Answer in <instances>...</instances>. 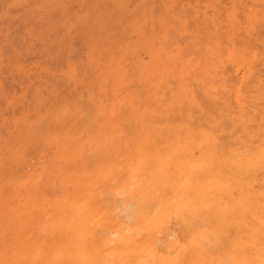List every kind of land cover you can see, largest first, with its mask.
<instances>
[{"label":"bare ground","instance_id":"bare-ground-1","mask_svg":"<svg viewBox=\"0 0 264 264\" xmlns=\"http://www.w3.org/2000/svg\"><path fill=\"white\" fill-rule=\"evenodd\" d=\"M77 1L92 7L83 16L76 12L81 22L92 20L85 23L83 35L91 37L84 58H70L77 79L66 86L78 98L72 96L71 110L65 99L53 110L51 102L47 114L66 108L73 123L85 120L91 132L83 131L94 136L50 132L53 173L47 164L20 168L29 165L26 150L38 152V139L49 140L43 138L52 129L36 139L37 123L26 121L14 144L3 148V137L0 264H32L48 253L60 254L57 261L68 254L72 264H180L223 249L243 264H264V36L247 33L243 24L259 20V11L231 0L237 6L227 16L236 22L225 24L228 5L220 11L217 4L193 25L188 16L196 8L189 15L185 6L175 11V0H159L158 9L154 0ZM76 18L71 21L81 29ZM67 23L61 28L68 30ZM242 29L252 39L238 44ZM50 82L46 89L59 97L58 80ZM70 120L63 121L74 126ZM56 185L60 198L51 204L47 194L57 192ZM47 186L53 188L45 194Z\"/></svg>","mask_w":264,"mask_h":264},{"label":"rangeland","instance_id":"rangeland-1","mask_svg":"<svg viewBox=\"0 0 264 264\" xmlns=\"http://www.w3.org/2000/svg\"><path fill=\"white\" fill-rule=\"evenodd\" d=\"M146 1H148V0H143V2H146ZM158 1L159 0H154V2H155L154 7L156 9H158L160 7V2H158ZM226 1H227V3H226ZM211 2H212L211 0H175V2L173 4V8L175 11H179V10H181L182 6H185L184 7L185 11L188 12V15H189L190 8L195 7L196 8V9H194L195 12L191 13L193 15V16L191 15L192 18H191V16H188V18H190L191 23L193 25H194V23L196 25L198 20L201 23V20L203 19V16H204L203 14L209 15L208 12H211L210 15H212L214 12H216L215 10H217L218 8H219V10L222 8L224 9V5L229 6V7L225 6L226 9L224 10V13H223V15L225 14L224 16L226 19L223 18L224 16H222V18L224 20L223 22L225 24H226L228 19L230 21H234V22L237 21L236 19L227 16L228 12H230L232 9L230 7H233L234 5L237 6L236 3H238V5H240V6L242 4L241 8H243V9H244V7L249 6V7H253L256 12H257V10L259 12H260V10H261V12H264V0H261V1L260 0H258V1L248 0V2H247V0H244L243 2L238 1L233 5L230 3V2H232L231 0H229V1L228 0H213L212 3L215 4V6L213 5V7L210 6V5H212ZM218 2H220V3H218ZM261 2H262V4H261ZM56 3L58 4L59 8L62 10L65 9L66 6L69 7L68 9L66 8V11L63 10L65 13H63L61 15V17H58V14L60 15V13H62V11H60V9L56 8V7H58ZM75 3L77 4L78 1L77 0L76 1L75 0H63L61 2V0H0V142L2 141V139L4 137L3 140L6 141V143L4 141H2L5 143L2 145V147L4 148L6 146V144H8L9 142H12V138L15 136V139H14V143H15L17 141V139L20 137L19 134H21V132H23L21 130L24 129L23 128L24 126L22 128H21V126L24 123H26V121H29L30 125L34 124V123H32L33 121H35V124L37 123L38 127L36 126V128H39V131H37V129H36V132H39V134H37V133L35 134L36 139L39 138V137H37V135H39L41 138L47 134L46 136H48V137L43 138V140L48 139L50 137L49 140L43 141L42 144L40 142L42 140V138L40 140L38 139V143L35 144L37 149H39L38 152H35L33 150V147L32 148L30 147L33 150L32 153H31L30 148H29L30 152L28 150H26L25 156H26L27 161L29 162L30 166L21 164L22 167H20V168H26L28 170H31L33 168H35V169L38 168V170H39V169H41V167L44 164H47L49 170L52 173L57 170V167H56L57 157L55 154L56 151H55V146H54L55 144L50 141L51 138L54 137L52 134H55V136H56L57 132H58V134L60 133L59 131H61V133L64 132V134H65V132L67 133V129H68L69 130L68 133L70 135L66 136V137H69V138H77L80 135H83V133L85 135V136L83 135L84 136L83 138H87V136H90L88 138H91L92 136H94L92 133H91L92 135H90L88 133L91 131L87 127V124H85V120L82 123L81 118H80L81 121L79 122V118L74 117V119H76L75 123L76 124H77V122H78V124L80 123V126H78V125L73 123L72 117L74 116V114H73V116H70L69 115L70 113H67V111L69 112V110L73 109L72 105L70 108L68 103L69 102L72 103L71 101H73L74 98L75 99L78 98L77 93H74L73 88H71L72 86L70 87L71 91L69 88H67V86L69 84L70 85L72 84L70 82H73L74 80L77 79L76 78L77 68L74 67L75 71H76V72H74V70L71 68L72 65H70V58L72 59V55H73V58H75V59L77 58V60L80 56H82L80 58H84L83 54L85 55L86 50L84 51L83 49L86 47V41L91 37V35H90L91 32H88L89 35H87L85 38L84 36L87 33L84 30L86 28H88L89 25H92L91 19L88 22H84V23L78 19V17L81 15L83 16L85 12H87L86 14L91 13L90 11L92 10V7L90 6L91 4L89 3V1L85 2L86 4L84 3V5L81 3L82 6L80 5V7L76 6ZM221 3H224V4H221ZM66 4H68V5H66ZM134 4H135V2H134ZM217 4L219 5V7ZM243 4H244V7H243ZM77 7H79V8H77ZM241 8H239V6H238L239 10L238 9L237 10L240 11ZM56 9H58L60 11V13L57 12L58 13L57 14ZM209 9H212V10L214 9V10L212 11ZM68 10H69V12H68ZM80 10L82 13L83 12L84 13L83 14L81 13V15H79L76 18L77 13L79 14ZM227 10H228V12H227ZM259 12H257L258 13L257 18L259 19V17H260L261 20L260 19L256 20L255 23L253 22L254 20L249 21L250 23L246 20L245 22H243V24L246 25L245 29H247V33H248V31L249 32L251 31V33L253 32L252 34L255 35V33L259 32L261 36H264V34H263L264 33V16H263V14H261V16H263V19H262V17L259 15ZM195 13H197V14L195 15ZM238 13H240V12H238ZM43 15L45 17H48V16L52 17L53 18L52 20H51V18H49L47 20V21H51L52 23L47 22L46 20H45L46 22H44V19H46V18H43L42 17ZM63 15H65L67 18ZM74 15H75V17H74ZM201 16H202V19H201ZM215 16L217 17L216 14L214 15V17ZM68 17H69L70 21H71V19L73 20L74 18H76L78 22H81L80 26L83 29L81 28L82 29L81 30L77 26L76 23L74 24L73 21H71L72 24H71V26H69L70 28L68 30H67L66 25H64L66 27L63 26L61 28L60 25L67 23ZM198 17L200 19H198ZM216 17L214 18L215 22L217 21ZM222 18H220V19H222ZM239 18L241 19L242 17H239ZM58 19H60V20L62 19V21H60ZM53 20L54 21L57 20V22L55 21L56 23L54 22L56 24L55 28H57L56 26H58V30H56V31H55V29L54 30L51 29L52 26L54 25ZM64 20H66V22ZM229 20H228V23H230ZM193 21H194V23H193ZM199 21H198V24H200ZM220 21H217V23H219ZM42 22L46 23V25L51 23V26H49L50 24L47 25V27L49 29H46V30H48L49 32H47L46 35H45L46 30L43 31V29H44L43 27H45L46 25L43 26ZM71 22H69V24ZM75 22H76V20H75ZM60 23H62V24H60ZM85 23H87L89 25L87 26V24H85ZM69 24L67 23V25H69ZM210 25H212V24L210 23ZM222 25H224V24H222ZM250 25H251V27H250ZM254 25H256V28H254L255 27ZM259 26H261V29H263V31L260 30ZM41 27H42V29L40 30ZM247 27L252 28V29H248ZM53 28H54V26H53ZM245 29H242V31L240 30L235 35V38L237 40H239V42H237V40H234L236 43L239 44L242 41H249L252 39L249 37V35H251V34L250 33L246 34V32L244 31ZM78 30L80 32H82V31L83 32L82 33L79 32L80 35L76 34L77 33L76 31H78ZM83 33H85V35H83ZM239 34H241V35H239ZM242 35H244V36L242 37ZM87 37H88V39H87ZM244 37H246V38H244ZM68 41H71L72 42L71 44H73V45H70L71 49H69ZM62 43H64V44L62 45ZM65 45H67L68 48L64 47ZM62 46H63V48H62ZM261 50H260V53L262 54V56H260V62L262 63V65L264 67V57H263V55H264L263 51L264 50L263 51H261ZM262 57H263V59H262ZM75 59H74V62H78ZM261 63H260V66H261ZM73 66H75V65H73ZM263 67H259L260 73L262 74V77H264V72H261V68H262V70L264 69ZM50 71L51 72L53 71L52 76L49 75ZM70 72L72 74H69ZM47 74H48V76H46ZM49 76H51V77H49ZM46 77H49V78H46ZM51 78H52V80H50ZM57 80H58V84L56 83ZM50 81L55 82L57 84L58 88L60 86L62 87V89H58V92L59 91L61 92V93L59 92L60 94H58L59 97L57 95H52L51 92L49 90H47L49 88L47 87L48 85H46V83H51ZM61 84L64 87L66 86V84H67V86L64 88ZM42 88L45 89V90H43L45 92L47 90L46 94H48V96L46 94H44L45 92H43L41 90ZM63 90H65V91H63ZM39 92H41V93H39ZM71 93L73 95H71V97H69ZM66 94H68L69 96ZM49 95L51 97H49ZM72 96L74 98H72ZM63 99H65V100H63ZM62 100L65 102L68 101L66 104V105H68V107H66V108H69V110H66V108H64L63 110H65L66 111L65 112V111H62V109L56 108L55 111L48 110L50 113L48 112V114H47V109L49 108L48 105L51 104V102L55 104V106H53L54 104L49 105L50 107L52 106L50 109L53 110L56 107V104L59 105V103L60 104L63 103ZM65 102L63 104H65ZM263 102L261 105L264 107ZM36 103H38L37 106H36ZM207 103L208 102H206V104ZM38 106H39V108H38ZM41 108H43V109H41ZM263 110H264V108H263ZM63 112H65V113H63ZM73 112L75 113V111H73ZM52 113H53V115H52ZM62 113L64 114V116L62 115ZM77 113L78 112H76L75 115ZM76 116L78 117V115H76ZM71 118H72V121L70 120ZM36 119H40V120L38 121ZM68 119L72 122V124L74 126L71 125V127H70L71 123L70 124L67 123L68 125L65 124V121L69 122ZM63 120H65V121H63ZM84 124H85V126H84ZM26 126H28L27 123H26ZM44 128H46V129H44ZM51 129L53 131L47 132V130H51ZM16 130L21 131V132L18 133ZM83 130L88 131V132H86L87 135L85 134V132ZM24 131H25V129H24ZM81 131H82V133H81ZM50 132H55V133L51 134ZM48 133H50V135H48ZM40 134H43V135L41 136ZM67 134H65V135H67ZM31 136H30V138H32ZM27 137H29V136H27ZM46 141H48V142H46ZM35 145L33 144L32 146L35 147ZM42 146H43V149L46 147L47 148L43 150L42 148H40ZM86 148H88V147H86ZM2 150H0V151H2ZM6 151H7V149L5 151L3 150L2 153L6 152ZM39 153L41 156L39 155ZM52 156H53V158H52ZM48 160H49V162H48ZM53 161H55V164L53 163ZM28 162H26V163H28ZM20 163H21V160H20ZM51 164H54V165L52 166ZM50 165L52 167H50ZM52 188L53 187H51V186H47L46 188H43L44 190H42V191L46 194L47 192H50L52 190ZM55 188H56L57 192H53L54 191L53 190L51 192L52 195H49L50 193L47 194L48 197L51 196L54 198L53 199V198L49 197L51 200L53 199L50 202L51 204L55 201V199L60 198L61 193L58 194L59 188L57 187V185L55 186ZM119 196H121V195H119ZM129 208H131V207L129 206ZM49 210L50 211L52 210V205H50ZM223 250H221L220 252L218 251L214 254H210V253H207L206 255L201 254V255H199L201 257L198 256L196 259H193V263L190 261L191 259L190 260L186 259V260H188L187 262H184V260H183V262L180 261V264H183V263H185V264H190V263L191 264H243L242 262H240V260H238L239 254H236V253L229 251V250H226V249H223ZM227 251H229V252H227ZM51 254H54V253H50V254L48 253L46 255V259H44L45 261L44 260L40 261L38 259V257L33 256V258L34 257L35 258L32 259V262L34 260L36 263H32L31 261H30V263L40 264L42 262L41 264H52V263L58 264V262H59V264H62V263L63 264H69V262H71L68 254H61L63 256H60L58 258L59 261H57L58 256H56V255H60V254H55L53 256ZM36 256H37V254H36ZM48 256L50 259H48ZM53 257H55V258H53ZM235 257H236V259H235ZM53 259H55L57 262ZM46 260H47V262H46ZM66 260H68V261H66ZM38 262H40V263H38ZM20 263L22 264V262H20ZM248 263L249 262H245L244 264H248ZM15 264H16V262H15ZM24 264H29V262L25 261ZM71 264H72V262H71Z\"/></svg>","mask_w":264,"mask_h":264}]
</instances>
